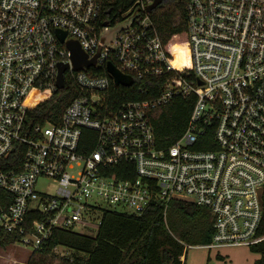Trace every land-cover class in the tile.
I'll list each match as a JSON object with an SVG mask.
<instances>
[{
	"label": "built area",
	"instance_id": "2783aa9c",
	"mask_svg": "<svg viewBox=\"0 0 264 264\" xmlns=\"http://www.w3.org/2000/svg\"><path fill=\"white\" fill-rule=\"evenodd\" d=\"M151 3L117 17L114 26L133 19L108 47L100 36L114 26L101 0H0V161L14 157L0 169V189L12 197L0 228L16 245L38 251L58 231L99 225L103 210L141 216L160 204L165 215L174 201L209 212L213 234L200 247L264 242V0H188L183 72L155 33ZM68 40L88 59L98 54L96 67L76 71ZM109 63L133 83L153 82L157 94L118 104ZM67 88L74 97L60 116L28 120L33 100ZM175 98L193 101L188 121L160 147L153 119ZM41 183L54 192L38 191Z\"/></svg>",
	"mask_w": 264,
	"mask_h": 264
},
{
	"label": "trees",
	"instance_id": "16d2710c",
	"mask_svg": "<svg viewBox=\"0 0 264 264\" xmlns=\"http://www.w3.org/2000/svg\"><path fill=\"white\" fill-rule=\"evenodd\" d=\"M138 0H101L106 26L112 27L117 17L131 9ZM188 0H162L149 14L157 37L175 68H189V47L186 33V5ZM120 22V20H119ZM151 81L134 79L132 87L112 90L118 104L142 101L157 94ZM147 90V93L144 91ZM74 97L67 88L53 96L40 95L29 106L28 120L43 125L54 115L60 116ZM192 100L175 98L161 108L153 119L155 136L160 147L175 142L186 127ZM0 161V169L8 168ZM12 203V197L0 189V214ZM99 225H90L84 233L58 231L40 250L16 259L14 248L18 238L0 228V264L15 260L21 264H54L53 251L57 248L73 253L62 258L60 264H182L185 247L205 246L213 234L212 218L208 211L192 203L171 202L164 215L163 206L154 204L141 216L103 210ZM259 233H264V218ZM257 254L254 264H264V242L250 248Z\"/></svg>",
	"mask_w": 264,
	"mask_h": 264
},
{
	"label": "rangeland",
	"instance_id": "374dc122",
	"mask_svg": "<svg viewBox=\"0 0 264 264\" xmlns=\"http://www.w3.org/2000/svg\"><path fill=\"white\" fill-rule=\"evenodd\" d=\"M37 190L52 194L54 192V187H52L50 183H41L38 185ZM188 247L189 246L185 247V254L183 258L184 264H212V262H216L217 264H252L253 261L257 259V256H255L257 254L251 252V249L249 248L239 247L235 249H221L217 251L207 250L203 247ZM14 249L18 251L16 256L18 261H20L24 255L32 253L31 248H25L19 245H16ZM227 250H229V252H227ZM53 252V258L55 259L54 264H60L59 261L62 258H70L73 256L72 252L62 248H57Z\"/></svg>",
	"mask_w": 264,
	"mask_h": 264
},
{
	"label": "water",
	"instance_id": "95a60500",
	"mask_svg": "<svg viewBox=\"0 0 264 264\" xmlns=\"http://www.w3.org/2000/svg\"><path fill=\"white\" fill-rule=\"evenodd\" d=\"M162 0H152V3L147 7L146 11L151 13L154 11L160 4ZM133 16L129 19L117 24L112 28H104L102 35L100 36L101 44L110 47L115 38V35L121 30L127 28L132 23ZM59 39L61 42L65 39V34L60 33ZM66 46L71 54V61L73 67L76 71L87 69L89 67H96V58L98 54L93 59H88L86 54L82 51L79 44L74 40H68L66 42ZM67 66L59 67V76L56 84L57 89H62L63 84V72L66 70ZM106 72L113 80L115 87H131L132 86V78L122 74L118 69H116L112 64H108L106 67Z\"/></svg>",
	"mask_w": 264,
	"mask_h": 264
},
{
	"label": "crops",
	"instance_id": "0c3cea01",
	"mask_svg": "<svg viewBox=\"0 0 264 264\" xmlns=\"http://www.w3.org/2000/svg\"><path fill=\"white\" fill-rule=\"evenodd\" d=\"M189 248V247H188ZM196 248V247H195ZM198 248V247H197ZM199 248H201V247H199ZM226 249H235V248H226ZM226 249H224V250H226ZM227 252H229V250H227ZM184 254H185V252H184ZM255 256H257V255H255ZM183 258H184V256L182 257V264H184L183 263ZM257 259H258V256H257ZM257 259H255L254 261H253V263L252 264H254V262L257 260ZM209 260H210V258H209ZM8 264H20V263H18L17 261H15V260H9V262H8ZM212 264H217L216 262H212Z\"/></svg>",
	"mask_w": 264,
	"mask_h": 264
}]
</instances>
